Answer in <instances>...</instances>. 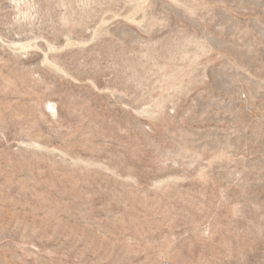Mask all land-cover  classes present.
<instances>
[{
  "label": "rangeland",
  "instance_id": "rangeland-1",
  "mask_svg": "<svg viewBox=\"0 0 264 264\" xmlns=\"http://www.w3.org/2000/svg\"><path fill=\"white\" fill-rule=\"evenodd\" d=\"M0 264H264V0H0Z\"/></svg>",
  "mask_w": 264,
  "mask_h": 264
}]
</instances>
